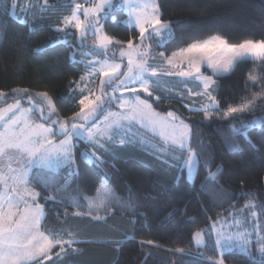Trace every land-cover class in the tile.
<instances>
[{
	"label": "snow or ice",
	"instance_id": "snow-or-ice-1",
	"mask_svg": "<svg viewBox=\"0 0 264 264\" xmlns=\"http://www.w3.org/2000/svg\"><path fill=\"white\" fill-rule=\"evenodd\" d=\"M15 7L13 3V14ZM32 7L24 5L21 11L32 12ZM39 7V15L43 17L48 5ZM114 8H123L127 14L126 24L132 26L131 34L124 39L106 31V17ZM163 15L158 0H89L87 6L74 0L70 13L50 25L64 35L74 28L79 46H86L94 57L86 63L89 69L86 76L90 81L95 76L100 78L98 91L80 87L85 84V76L70 81L75 85L69 88L71 96L81 97L78 110L71 115H62L59 99L47 91L34 92L25 87H13L7 92L0 90V98L16 97L0 108V264H73L70 257L80 251L74 247L81 242L80 233L63 227L46 229L43 221L49 202L66 201L76 210L69 214L66 208L65 217L71 215L94 222L107 223L118 213L131 212L128 223L134 227L137 216L146 214L133 202L131 189L125 197L117 195L115 189L106 184L103 195L98 198L83 195L78 185L76 195H68V190L79 179V162L101 169V165L118 159L121 152L138 148L154 156L162 170L170 173L176 169L186 170L189 181L200 168L206 169L207 176L201 187L214 183L223 193L222 211L215 218L209 217L211 224L207 233L201 229L193 234L192 239L198 246L206 243V237L210 239L215 235L214 250L225 253L239 249L255 260L251 252V238L255 235L256 252L264 264V204H257L252 192H226L217 179L224 171L223 164H217L213 170V161L205 159L201 151L204 141L194 146V126L198 123L226 128L229 133L226 143L232 145L236 134H246L248 129L264 123V115L242 118L254 113L258 105H264V72L253 74L250 70L245 81V92L250 95L241 96L238 102L222 108L225 101L219 96V81L239 64L252 60L264 66V38L232 43L223 35L214 34L182 43L169 53L167 44L175 41L177 21L165 20ZM89 37L91 45L87 43ZM157 48L161 50L157 52ZM75 55V51L70 53L71 58ZM202 67L211 74L206 75ZM165 81L195 85L187 89V94L181 90L175 101L172 96L167 97L170 104H181L195 116H184L174 110L162 112L153 106L161 99L156 95L158 91L168 92L162 86ZM257 85L260 91H252ZM85 91L87 95L83 94ZM24 104L28 107H23ZM113 105L120 111H113ZM37 113L38 119H34ZM134 126L149 130L158 138L156 143L160 147L153 143L149 151L143 138H137ZM80 142H84L83 151L77 147ZM57 168L67 170L62 177L63 184H58L56 176L52 175ZM105 177L107 179V173ZM37 187L50 194L42 196ZM234 195L236 200L230 208L223 209ZM242 196L249 199L238 212L236 204ZM256 207L259 213L248 211L247 216L237 219L241 213ZM168 215L171 217L174 212ZM234 228L243 230L233 231ZM129 231L118 233L119 239L91 242L114 245L118 250L123 240L129 238ZM140 243L151 245L153 241ZM171 251L174 255H193L183 248ZM207 264H224V260L208 257Z\"/></svg>",
	"mask_w": 264,
	"mask_h": 264
},
{
	"label": "trees",
	"instance_id": "trees-1",
	"mask_svg": "<svg viewBox=\"0 0 264 264\" xmlns=\"http://www.w3.org/2000/svg\"><path fill=\"white\" fill-rule=\"evenodd\" d=\"M39 6L42 0H35ZM47 4L57 6L65 15L70 12V6H62L74 0H46ZM83 3L84 0H75ZM163 12V19L177 21L174 25L175 41L167 44L171 53L182 46V43L194 39L220 34L232 43H239L245 39L264 38V0H158ZM12 0H0V90L7 92L13 87H25L34 92L47 91L54 98H58L61 114L71 115L78 110L80 95L72 97L69 93L70 81L79 80L86 72L82 61L89 50L86 46H79L75 33L64 35L56 32L48 25L46 13L39 15L36 7L27 13L26 23L11 16ZM22 14V13H20ZM18 14V15H20ZM117 15L115 20L110 16ZM106 17L107 34L124 39L131 34L130 27L124 24L126 14L122 9H116ZM58 19V14L56 15ZM52 15V22L55 21ZM33 26V28H31ZM31 28V30H30ZM67 38V39H66ZM92 44V39L89 37ZM179 42V43H178ZM157 48L156 51H160ZM76 52L74 58L70 53ZM118 51V49H117ZM99 58L103 59V56ZM264 72V66L259 62L245 61L235 70L222 78L219 96L228 103H236L245 92V81L250 74ZM252 91H260L259 85ZM143 95V94H142ZM172 96L173 101L178 97ZM16 97L0 98V108L12 103ZM158 111H178L184 116H195L189 113L181 104L169 103L167 97H161L153 105ZM27 108L28 105L24 104ZM38 113L34 119H38ZM202 115V114H201ZM215 116V113H213ZM253 115H264V105H258L254 113L245 114L243 119H250ZM199 120L200 117L196 116ZM231 123V122H230ZM229 133L226 128H220L207 122L194 126V146L201 140L204 148L201 150L205 159L213 161L212 168L223 164L224 171L217 179L228 193L241 191L255 193L257 204H264V123L258 124L247 133L241 132L235 136V144L226 143ZM80 142L78 149L83 150ZM145 146L149 151L152 147ZM80 163V173L77 183L71 185L68 195H76L78 185L80 192L92 198L96 196L102 179L107 173L108 184L113 187L117 195L127 196L131 189L133 202L138 203L140 211L145 216H137L135 225L128 223L132 213H118L117 216L105 222H94L82 217L64 216L67 208L69 214L76 209L63 203L49 202L47 216L44 219L46 229L59 230L70 228L78 231L81 241L74 245L80 251L70 259L73 264H207V258H223L224 264H261V258L250 259L247 255L236 252L219 254L214 250V235L201 247H196L192 239L194 232L201 229L207 233L211 220L222 211L221 193L214 183L201 187L207 176V170L200 168L193 182L186 179V171L176 169L174 173L162 170L156 158L148 152L140 150L123 151L119 158L101 165V169ZM115 165V167H112ZM66 169L52 172L58 184H63ZM179 176V178H178ZM41 195H49L37 187ZM64 195V193H61ZM144 197H149L145 199ZM248 196L239 198L236 210L244 207ZM236 200L223 205L229 209ZM41 203L44 201L41 199ZM258 212L260 211L257 207ZM174 215L169 217V213ZM247 212V211H245ZM65 220L67 221L65 223ZM128 232V237L117 250L114 245L106 243H92L119 239L118 233ZM67 238V237H65ZM141 241H153V244H141ZM254 249H255V245ZM176 248L189 250L193 255L173 254ZM59 249H56L58 251ZM255 252V251H254ZM255 254V253H254Z\"/></svg>",
	"mask_w": 264,
	"mask_h": 264
},
{
	"label": "rangeland",
	"instance_id": "rangeland-1",
	"mask_svg": "<svg viewBox=\"0 0 264 264\" xmlns=\"http://www.w3.org/2000/svg\"><path fill=\"white\" fill-rule=\"evenodd\" d=\"M42 1H43V4H45V3L47 2L46 0H42ZM73 2H74V1H73ZM73 2H70V3H64L62 6H70V11H71V8H72V6H73ZM13 3H15V5H16L14 14H13ZM75 3H79V2H76V1H75ZM88 3H89V0H84V2L81 3V4H85V5L87 6ZM37 4H38V3H37L35 0H12V3H11V16H13V17H15V18H19V19L22 20V21H26V17L28 16V15H27L28 12H27V13H26V12H22V11H21V7L24 6V5H32L33 7H36V6H38ZM47 5H48V10H47V12H46V16L50 19L49 22H48V25H52L53 23H55V21L57 20V19H56V18H57V16H56L57 14L59 15V16H58V19H62L63 16H65V14L63 13V10H62L61 8H59V7H57V6H53V9H52V8H51L52 5H50V4H47ZM36 8H37L38 11H40V8H38V7H36ZM116 9H122V10L124 11V13L126 14V11H125L123 8H114V9L110 12V14H112L113 11L116 10ZM20 13H22V14H20ZM69 13H70V12H69ZM18 14H20V15H18ZM52 15H55V17H54V18H55V19H54L55 21H53V22H52ZM116 17H117V15H115V14H112V15L110 16V18H111L112 20H115ZM80 18H81V19H84V17H83L82 15H81ZM126 20H127V14H126ZM126 20L124 21V24H125L126 26L132 28V26L126 24ZM31 28H33V26H32ZM73 33H75L74 28L69 30V34H73ZM90 38H91V37H90ZM66 39H67V38H66ZM77 41H78V40H77ZM89 42H91V41H89V39H88L87 43H89ZM78 43H79V42H78ZM90 45H91V43H90ZM109 55L111 56V53H109ZM116 55H117V57H118V55H119V51H117ZM91 59H94V57H93L91 54L87 53L86 56H85V58H84V60L82 61V63L84 64L85 68H86V63H87V61H89V60H91ZM246 61H252V60H246ZM124 63L126 64L127 61L125 60ZM88 71H89V69L86 68V72H85V74L83 75V76H85V84H82L80 87H82V88H94V89H96V90L98 91V86H99L100 78H99L98 76H95V77L90 81V80L88 79V77L86 76V73H87ZM202 71H204L206 75L211 74V73H210V70H207L205 67H202ZM162 86H163L164 88L168 89V92L158 91V92L156 93V95L159 96V97H168V96L172 95L173 92H175L176 95L178 96V94L180 93L181 90H184V91H185V94H187V89H188V88H195V85L192 84V83L181 84V83H178V82H176V81H171V82H169V81H165V82H163V85H162ZM196 90H198V89H196ZM83 94H84V95H87L88 93H87V91H85ZM117 95H119V93H117ZM188 102H189V101L185 100V103H188ZM3 108H4V107H3ZM112 110H113V111H120V109H119L118 107H116L115 105L112 106ZM133 131L136 133V136H137L138 139H139V138H143L145 144H146V145H149V146H151V147H152V144H153V143H156V141L158 140V138H154V137H153V134H152L149 130H146V129L142 128V127L134 126V127H133ZM78 145H80V143H79ZM78 145H77V146H78ZM156 147L159 148L160 145H159L158 143H156ZM82 151H83V150H82ZM12 167H15V164H14V163H13ZM59 170H61V168H57L54 172H57V171H59ZM185 171H186V170H185ZM194 177H195V174L193 175L192 181H190V182H193ZM178 178H179V176H178ZM186 179L188 180V178H187V172H186ZM188 181H189V180H188ZM106 184H108V179H106V177L104 176V178L102 179V183L100 184V187H99L100 192L97 191L96 196H94V197H92V198H98V197L102 196V195H103V192H104V190H105V185H106ZM248 211H256V212H258V209H257V207H256V208H253V209L247 210V212H243V213H241V216H240V217H237V219H241L242 217L247 216ZM258 213H259V212H258ZM218 227H219V226H218ZM237 230H243V229H236V228L233 229V231H237ZM214 237H215V235H214ZM215 239H216V237H215ZM251 239H252V246H251V252H252V255L255 256L256 258H260V257L258 256V253L256 252V246H255V249H254V246H253V245H255V240H256L255 235H253ZM194 243H195V241H194ZM195 246H196V247H201V246H203V244H201V245L198 246V245L195 243ZM254 251H255V252H254ZM218 252H219V254H223V253H221V252L219 251V249H218ZM230 252L242 253L239 249H234L233 251H230ZM225 253H228V252H225ZM254 253H255V254H254ZM242 254H244V253H242ZM245 255H246V254H245Z\"/></svg>",
	"mask_w": 264,
	"mask_h": 264
}]
</instances>
